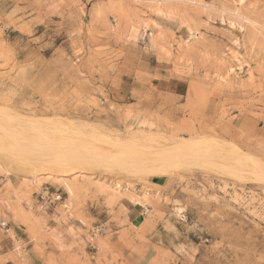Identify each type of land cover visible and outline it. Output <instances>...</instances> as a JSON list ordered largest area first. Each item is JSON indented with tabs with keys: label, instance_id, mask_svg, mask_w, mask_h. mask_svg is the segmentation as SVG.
Returning a JSON list of instances; mask_svg holds the SVG:
<instances>
[{
	"label": "rangeland",
	"instance_id": "1",
	"mask_svg": "<svg viewBox=\"0 0 264 264\" xmlns=\"http://www.w3.org/2000/svg\"><path fill=\"white\" fill-rule=\"evenodd\" d=\"M0 120V264H264V0H0Z\"/></svg>",
	"mask_w": 264,
	"mask_h": 264
},
{
	"label": "bare ground",
	"instance_id": "2",
	"mask_svg": "<svg viewBox=\"0 0 264 264\" xmlns=\"http://www.w3.org/2000/svg\"><path fill=\"white\" fill-rule=\"evenodd\" d=\"M1 120H2V119H1ZM1 120H0V121H1ZM0 123H1V122H0ZM4 123H5V122H4ZM4 123H2V125H3ZM6 124H7V123H6ZM6 124H5V125H6ZM6 126H7V125H6ZM2 127H3V126H2ZM2 127H1V125H0V130H1V129H4V128H2ZM8 127H9V126H8ZM11 131H12V130H11ZM11 131H10V133H9V132L5 133V132H6V130H5V132H4L5 134H4V135H5V136L7 135L8 139H9V137L14 138L13 140L15 141V146H12V148H22V149H24V148H23V145H20L19 143H16L17 141L19 142V140H16V139L19 138L18 135L15 134V132H13V131L11 132ZM1 132H2V131H1ZM4 135H3V136H4ZM16 135H17V136H16ZM15 136L18 137V138H16ZM19 136H20V135H19ZM12 138H11V139H12ZM4 140H5V139H4ZM4 140H3V141H4ZM4 142H5V141H4ZM209 142H210V141H209ZM209 142H205V143L207 144V143H209ZM205 143H204V144H205ZM25 144H26V143H25ZM48 144H49V143H47V144L45 143V145H48ZM31 145H32V144H30L29 146H31ZM54 145H55V144H54ZM197 145H198V143H196V145H195L196 150H197V147H196ZM208 145H210V144H208ZM191 146L194 147V145H191ZM27 147H28V146H27ZM46 147H47V146H46ZM55 147H56V146L53 147L52 144H49L48 147H47V149L45 148V150L41 147V148L43 149V150H41L42 155H39V156H40V159H42V160L39 161V156H36V157L38 158V160L36 159V157H33V158H34L35 160H37V162H40L39 165H41L43 168H44V167H46V168H52V167H54L55 165L58 166L59 164H62V163H63V161H64L65 158H64V156L60 155V154L63 152V151L60 149V147H58V148H55ZM199 147H200V145L198 146V148H199ZM201 147L203 148V146H201ZM201 147H200V148H201ZM12 148H11V150H12ZM31 148H32V147H31ZM204 148H205V147H204ZM204 148H203V149H204ZM28 149H29V147H28ZM0 150H4V147H3V146L1 147V145H0ZM5 150H6V149H5ZM29 150L32 151V149H29ZM29 150H28V152H29ZM38 150H40V149H38ZM59 150H61V151H59ZM177 150H178V149H177ZM24 151H25V150H24ZM31 151H30V152H31ZM25 152H26V151H25ZM25 152H24V153H25ZM28 152H27L26 154H29V153H30V152H29V153H28ZM33 152H34V151H33ZM33 152H32L31 155H30V154L28 155V158H31L30 156L33 155ZM36 152H37V151H36ZM66 154H67L66 156H67L68 158L71 157V154H70V153L66 152ZM34 155H36V153H35ZM80 156H81V158H83V155H82V154H80ZM80 156H79V157H80ZM74 157H76V156H74ZM77 157H78V156H77ZM79 157H78V158H79ZM43 159H44V160H43ZM66 160H68V159H66ZM75 160H76V159H75ZM65 162H66V161H65ZM65 162H64V163H65ZM64 163H63V164H64ZM37 164H38V163H37ZM65 164H66V163H65ZM62 166H63V165H62ZM38 167H39V166H38ZM58 167H59V166H58ZM53 169H54V168H53ZM53 169H52V170H53Z\"/></svg>",
	"mask_w": 264,
	"mask_h": 264
}]
</instances>
